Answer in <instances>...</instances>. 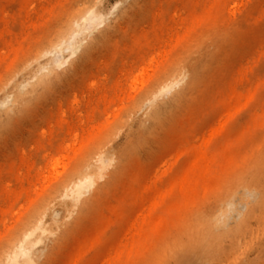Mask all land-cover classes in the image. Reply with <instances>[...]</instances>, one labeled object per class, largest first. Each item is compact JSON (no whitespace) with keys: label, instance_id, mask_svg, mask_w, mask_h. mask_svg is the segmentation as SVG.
<instances>
[{"label":"bare ground","instance_id":"bare-ground-1","mask_svg":"<svg viewBox=\"0 0 264 264\" xmlns=\"http://www.w3.org/2000/svg\"><path fill=\"white\" fill-rule=\"evenodd\" d=\"M53 1L48 0L45 18H60L51 30L39 35L48 19L44 22L42 17H33V0H0V141L55 93L65 74L116 26L110 20L113 9L103 11L102 0H80L68 9ZM166 3L156 13L161 17L133 33L126 51L138 53L147 64H153L155 58L147 54L170 43L165 34L170 35L169 20L173 19L182 27L176 33L175 48L183 49L167 75L130 76L136 82L142 80L134 99H128L120 74L113 72L108 78L100 75L96 87L99 93L92 101L82 104L83 95L73 99L70 110L61 107L55 121L57 128L71 136L75 124L71 116H76L82 127L86 120L83 108L93 109V114L107 110L125 113L119 124H108L100 115L95 117L85 135L76 128L73 138L80 137L82 148L90 146L100 134L127 127L132 114L148 102L146 122L128 133L119 152L107 156L95 145L87 154L79 150L71 155L64 147L62 159L71 161L63 162L62 172L55 174L57 181L49 187L41 185L43 172L35 165V155L28 151L23 150L0 168V204L4 201L10 208L8 214V208L0 205V264H48L54 248L88 220L94 222L97 231L85 232L84 238L68 250L67 264H97V256H101L99 264H139L142 258L146 264H174L191 255L201 256L207 264L264 262V105L253 108L235 139L223 142L232 149L229 156L215 144L223 139L237 114L248 109L264 90V76L256 70L258 59L242 58L230 70L226 60L219 61L220 49L232 41L237 43L245 27L263 24L264 0ZM125 13L122 10L117 18ZM257 44L264 47V39ZM261 54L264 57V49ZM122 63L126 64L125 59ZM127 99V105L121 106ZM193 99H198L196 114L176 152L150 172L139 173L121 195L97 211L98 202L114 184L126 159L155 139ZM208 110L215 116L205 125L203 118ZM46 141L43 132L39 146L45 148ZM75 160L80 162L74 165ZM4 173L10 177L3 178ZM34 176L41 184L36 181L23 191L11 189L12 180L25 184ZM239 190L243 191L245 208L236 224L229 227L232 198ZM21 194L25 204L17 208ZM198 200L204 202L203 211L183 217ZM56 205L61 206L62 213L48 223L46 218ZM44 234L52 245L43 259L36 261L29 251ZM252 248L256 251L254 260L248 257Z\"/></svg>","mask_w":264,"mask_h":264},{"label":"rangeland","instance_id":"rangeland-1","mask_svg":"<svg viewBox=\"0 0 264 264\" xmlns=\"http://www.w3.org/2000/svg\"><path fill=\"white\" fill-rule=\"evenodd\" d=\"M54 1L64 5L63 7L68 9L80 0ZM54 1L52 3H54ZM166 2L167 0H138L137 3L133 0H102L101 9L105 12L113 9V15L110 20L114 21V23L116 22V26L112 28L109 37L103 40L100 44H97L88 55L83 56L78 64L65 74L66 77L59 89L51 94L41 105L37 106L27 118L20 121L15 128L0 141V168L7 166L8 161L19 157L23 150H25L26 152L28 151L29 154L32 153L35 155V165L43 172L41 177V180L43 181L42 184L41 180L39 181V178L34 176V178L30 177L29 181H25V184H22L20 181L12 180L11 189H15L16 191L22 188L28 189L31 188L29 186H33L36 181L40 182L44 187L53 185L57 181L55 174L62 172L63 170V162L67 164L71 161V159H62L61 154L64 147H67L68 152L71 155H74L79 150L82 154H87L95 145H99L105 155H115L123 148L128 133L135 132L141 124L146 122L147 113L150 108L148 102L145 103L143 109L132 114L128 120L127 127L120 129L119 131L115 130L114 133H112L113 131L111 129L107 131L106 134H100L94 138L90 143V146L87 145L82 148L80 146V137L73 138L76 128L85 135V132L89 127L88 124L95 121V117L100 115L99 117L109 122L108 124H119L121 123V120H123L125 113L123 111L113 112L107 110L105 113L93 114V109L87 108L86 111V108H83L82 116L84 120H86L84 124H82V127L79 126L77 117L73 115L71 116L75 123L72 124L73 134L71 136L66 135V130L65 133H63V131L55 125L56 118L60 113V108L63 107L70 110L72 104L71 101L73 99H77V97L83 95L82 104H87L92 101L94 96L99 93V90L96 87L99 82L97 77L100 75L102 78H108L109 74L113 72L120 74L122 76L120 81H123L125 92L129 96L128 99H134L133 96L134 93H136V88L139 86L138 89H140L142 86V80L136 82V80L132 77L130 78V76L138 77L141 73H149L148 75L154 77L167 75L168 71L175 66V57L178 56L183 49V46L175 48L176 33L181 31L182 27L175 23L173 19L169 20L171 26L168 33L170 35L167 37L165 34V40L170 43L162 44L161 48L156 52L157 55H154L156 53L147 54V57L151 56L155 58L153 64H147V61L142 60L138 53L126 51V48L131 45L130 41L133 33L148 28L154 18L161 17V15L159 16L156 13L160 7L167 5ZM48 6V0H33V17L35 19H40L42 17L45 19L44 22L48 19V24L46 25L45 30L39 32V35L51 30L60 18L58 15L45 18L44 12ZM124 9L126 10V13L117 18ZM165 18L169 19L170 16L166 15ZM173 34H175L174 37H172ZM263 39L264 22L258 28L254 27V25L251 28L245 27L241 32V36L237 43L232 41V44H226L220 49L219 61L226 60L225 63L227 69L230 70L237 66L242 58L254 57L258 59V65L256 67L257 72L264 76V57L261 54V50H263L264 47L257 44L259 40ZM124 59L126 64L123 66L122 62H124ZM2 71L3 70L0 69V72ZM211 85L213 87V84ZM137 96L138 95H136V97ZM128 99L121 106H126L129 102ZM73 103L75 104V102ZM197 105L198 99L189 101L187 108L174 117L167 127L160 130V133L155 139L147 141L143 148L132 153L128 159H126L121 173L117 176L114 184L108 193L98 202L97 211L101 208V205L107 204L112 198L121 195L123 189L132 185L133 180L139 175V173L150 172L152 168L159 165L163 158L171 156L174 151L176 152V149L183 143L190 131L189 128L194 120ZM263 105L264 90L263 92L258 93L257 101L252 102L248 109L237 114V116L231 121L230 125L225 129L223 139H218L215 142L217 148H224V152L227 154L226 156L230 155L232 149L224 146L223 142H225V140L235 139L244 129V123L249 121L253 108L255 106ZM106 109L107 108L104 110ZM214 116L215 114L208 110L203 118L205 122L204 124L207 125L211 122ZM43 132H46L47 141L45 148H41L38 143ZM94 141L96 142L95 144ZM78 162L80 161L75 160L72 164L75 165ZM3 175V178L10 177L8 173H4ZM41 185H39V187ZM23 189L21 191H23ZM242 195L243 191L239 190L232 198L233 209L230 211L227 218V225L229 227L236 224L240 211L245 208V204L241 199ZM17 199H19V203L16 204V207H23L26 199L24 194H21ZM0 205L3 206L2 208H8L7 213L9 214L10 208L6 206L4 201ZM203 207L204 202L198 200L195 204L189 207L183 217L192 214L199 215L203 211ZM51 212L52 213L46 218L48 223L54 217L61 215L62 208L60 205H56ZM12 214L13 213L10 215ZM75 214L76 213H74L73 216ZM8 219H10V216H8ZM70 219H72V217ZM94 225L95 224L92 220H88L86 223L77 226L75 230L71 231L68 237L54 248V253H51L48 264H67L69 260L68 250L76 246L80 237L83 236L84 238L86 234H83L85 232H96L97 229H94ZM174 231L175 234L179 232L176 223ZM51 245L52 241L46 234H44L42 240L31 248L29 256L36 261H40L43 259ZM248 257L250 260L256 258L255 249L252 248L248 252ZM100 259L101 256L94 258L95 263L99 264ZM144 261V258H142V262L139 264H146ZM88 262L89 261H86L84 264H87ZM129 264L135 263L131 262ZM174 264H207V262L201 256L191 255L179 259ZM237 264H245V261L238 262ZM262 264H264V262Z\"/></svg>","mask_w":264,"mask_h":264}]
</instances>
